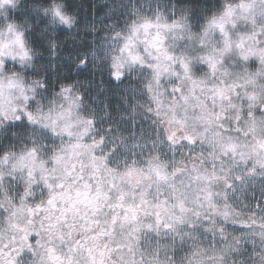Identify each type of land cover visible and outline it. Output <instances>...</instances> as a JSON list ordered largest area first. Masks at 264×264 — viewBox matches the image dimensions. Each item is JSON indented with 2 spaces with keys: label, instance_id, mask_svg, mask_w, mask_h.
Returning a JSON list of instances; mask_svg holds the SVG:
<instances>
[{
  "label": "snow or ice",
  "instance_id": "1",
  "mask_svg": "<svg viewBox=\"0 0 264 264\" xmlns=\"http://www.w3.org/2000/svg\"><path fill=\"white\" fill-rule=\"evenodd\" d=\"M0 264H264V0H0Z\"/></svg>",
  "mask_w": 264,
  "mask_h": 264
}]
</instances>
